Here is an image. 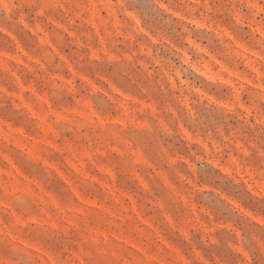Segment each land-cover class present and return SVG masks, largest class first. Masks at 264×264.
I'll return each instance as SVG.
<instances>
[{
	"label": "clouds",
	"instance_id": "1",
	"mask_svg": "<svg viewBox=\"0 0 264 264\" xmlns=\"http://www.w3.org/2000/svg\"><path fill=\"white\" fill-rule=\"evenodd\" d=\"M0 264H264V0H0Z\"/></svg>",
	"mask_w": 264,
	"mask_h": 264
}]
</instances>
